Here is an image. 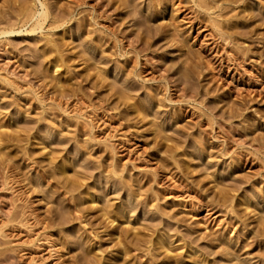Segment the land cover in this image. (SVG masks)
Segmentation results:
<instances>
[{"label":"rangeland","instance_id":"1","mask_svg":"<svg viewBox=\"0 0 264 264\" xmlns=\"http://www.w3.org/2000/svg\"><path fill=\"white\" fill-rule=\"evenodd\" d=\"M102 1L42 0L69 22L0 36V264H264V0H198L207 11L189 0ZM30 2L39 8L0 0V24H16ZM144 34L152 46L140 51ZM49 42L64 56L56 73L40 57ZM136 86L137 117L117 94Z\"/></svg>","mask_w":264,"mask_h":264},{"label":"bare ground","instance_id":"2","mask_svg":"<svg viewBox=\"0 0 264 264\" xmlns=\"http://www.w3.org/2000/svg\"><path fill=\"white\" fill-rule=\"evenodd\" d=\"M11 1V0H10ZM37 1V4H39V8L38 9H36L35 7H34V3H32L31 4V2H30V5H28V6H19V7H17L18 9L16 10V14L18 15V19H17V23L16 24H13V25H1L0 26V36H2V35H7V34H13V33H18V32H20L19 30L17 31V27L19 26V27H23V26H25L26 24H28L29 23V29H28V31H26V32H28V33H32V32H35L36 30H40V29H42V28H47L48 30H53V29H57V28H59V27H62L65 23H66V21L68 20H66V19H64L65 17V15H63L64 13H62L61 15L63 16H61V15H51V14H53V13H49V10H48V5L46 4V2H42V0H36ZM85 1V0H84ZM104 1V0H103ZM103 1H102V3H103ZM118 0H111V1H109L110 2V4L112 3V5L113 4H115L116 2H117ZM135 1V0H134ZM133 1V2H134ZM149 1V3H151V5L152 6H154V7H157L158 5H162V3H164L166 0H148ZM189 1H191L193 4H195L197 7H199L200 9H203L204 11H207V7H205V4H203V2H202V4L201 3H199V1L198 0H196V1H194V0H189ZM74 2V1H73ZM108 2V1H107ZM142 2V1H141ZM140 2V3H141ZM27 3V2H26ZM120 6H123L124 8H126V6H127V0H121V2L119 1V2H117ZM129 3H130V1H129ZM75 4H76V2H75ZM80 4V3H79ZM82 4H83V2H82ZM101 4V3H100ZM107 4H109V3H107ZM106 4V5H107ZM118 4H116V5H118ZM105 5V6H106ZM130 5V4H129ZM148 5V4H147ZM146 5V6H147ZM150 5V4H149ZM207 5V4H206ZM104 6V7H105ZM176 6H177V4H176ZM175 6V7H176ZM208 6V5H207ZM70 7V6H69ZM68 7V8H69ZM107 7V6H106ZM118 7V8H117ZM116 8L117 9H119V6H117ZM135 7V6H134ZM103 8V7H102ZM63 9V8H62ZM66 9V8H65ZM65 9H63V10H65ZM96 9H97V7H96ZM100 9V8H99ZM127 9V8H126ZM129 9H132V8H130L129 7ZM139 9V8H138ZM156 9V8H155ZM15 10V9H14ZM93 10V8L91 9V11ZM113 10V9H112ZM174 10H176V8L174 9ZM209 10V9H208ZM74 11V10H73ZM90 11V10H89ZM88 11V12H89ZM100 11H102L101 9H100ZM132 11V10H131ZM130 11V12H131ZM133 11H134V9H133ZM177 11V10H176ZM68 12V11H67ZM67 12H66V14H67ZM139 12V11H138ZM137 12V13H138ZM156 12V11H155ZM182 12V11H181ZM196 12V11H195ZM103 13V12H102ZM120 13V12H119ZM118 13V14H119ZM139 13H141V11L139 12ZM157 13V12H156ZM156 13H153L150 17H151V19H153V15L154 16H156L157 14ZM89 14V13H88ZM103 14H105V13H103ZM117 14V15H118ZM145 14V13H144ZM151 14V13H150ZM182 14V13H181ZM16 15V16H17ZM86 15V14H85ZM84 15V16H85ZM96 15V14H95ZM99 15V14H98ZM135 15V14H134ZM15 16V17H16ZM81 16H83V15H81ZM93 16V15H92ZM137 16V15H136ZM140 16H142L143 17V19L142 20H144L143 22H145V23H148L151 19H150V17L148 18V15H140ZM104 17V16H103ZM105 17H106V15H105ZM184 16H182V18H183ZM189 17V16H188ZM1 18V17H0ZM17 18V17H16ZM71 18V17H70ZM193 18V17H192ZM82 19H83V17H82ZM92 19H94V18H92ZM103 19V18H102ZM133 19H134V17H133ZM132 19V20H133ZM137 19H138V17H137ZM186 19V23H189V25L190 26H188L189 28H191V26L193 25V23H192V21L189 19V18H187L186 16L183 18V21ZM81 20V19H80ZM84 20V19H83ZM87 20V19H86ZM131 20V19H130ZM134 21H135V19H134ZM6 22V21H5ZM68 22H69V20H68ZM81 22H82V20H81ZM85 22V21H84ZM141 22V21H140ZM196 22V21H195ZM132 24H134V26L136 27L137 25L139 26V24L140 25H142V26H144V29L145 30H147V28L149 29V31L148 32H151L150 31V28H149V26L146 24L145 25V23H143V24H141V23H136V22H131ZM170 23V22H169ZM168 23V24H169ZM174 23V22H173ZM200 23V22H199ZM151 24V23H150ZM114 25V24H113ZM112 25V26H113ZM172 25H174V24H172ZM171 25V26H172ZM81 27H82V24L80 25ZM137 26V27H138ZM151 26V25H150ZM160 26V25H159ZM158 26V27H159ZM162 26V25H161ZM163 26H165V25H163ZM171 26H169L170 28H171ZM18 27V28H19ZM83 27H84V25H83ZM151 27H153V26H151ZM155 28V30H156V32L159 30L160 31V29H161V27H160V29L159 28ZM169 27H167V28H169ZM173 27V26H172ZM175 27V26H174ZM78 28V27H77ZM108 28V27H107ZM140 28V27H139ZM178 28V27H177ZM188 28V29H189ZM117 29V28H116ZM137 29V28H136ZM142 29V28H141ZM154 29V28H153ZM165 29V28H164ZM217 29V28H216ZM219 29V28H218ZM170 30V29H169ZM177 30V29H176ZM221 30V29H220ZM64 32L66 31V29L65 30H63ZM167 31V30H166ZM171 31H173V30H171ZM145 32V31H144ZM174 32V31H173ZM172 32V33H173ZM89 33V32H88ZM111 33V32H110ZM113 33V32H112ZM141 33V32H140ZM154 33H155V31H154ZM158 33V32H157ZM157 33H155V34H157ZM168 33V32H167ZM178 33V32H177ZM148 34V33H147ZM154 34V35H155ZM169 34L171 35V32H169ZM153 35V34H152ZM169 35V36H170ZM176 35V34H175ZM224 34L223 33H219V37H221V38H223L224 36H223ZM88 36V35H87ZM144 36L146 37V36H148V35H145L144 34ZM165 36V35H164ZM169 36H168V38H169ZM172 36V35H171ZM177 36V35H176ZM89 37H90V35H89ZM145 37H142V38H144V39H142L141 37V39L139 40L141 43H139V44H137L138 45V49L140 50V51H146L148 48H150V46H152V45H150L149 44V47L148 46H145L146 44H147V42L149 41V39L150 38H148V37H146L147 39H145ZM159 37V36H158ZM167 37V36H166ZM178 37V36H177ZM180 37V36H179ZM178 37V38H179ZM91 38V37H90ZM152 38V37H151ZM161 38V37H160ZM174 38V37H173ZM185 38V37H184ZM62 39V38H61ZM153 39V38H152ZM159 39V38H158ZM164 39V38H163ZM170 39V38H169ZM172 39V38H171ZM181 39V38H180ZM183 39V38H182ZM226 39V38H225ZM51 40V39H50ZM65 40V39H64ZM92 40V39H91ZM101 40V39H100ZM148 40V41H147ZM162 40V39H161ZM223 40H224V38H223ZM222 40V41H223ZM83 41H84V39H83ZM147 41V42H146ZM183 41V40H182ZM225 41V40H224ZM54 42V41H53ZM61 42H62V40H61ZM131 42H133V41H131ZM46 44H47V41L45 42ZM50 43V42H49ZM65 43V42H64ZM83 43H85V42H83ZM88 43V42H87ZM118 43H119V41H118ZM135 43V42H134ZM133 43V44H134ZM149 43V42H148ZM174 43V42H173ZM51 44V43H50ZM55 45V43L52 45H49V47L48 46H46L47 48H46V50L45 51H41V53L43 52V54L42 55H44L45 57H46V55H47V57L45 58L44 56H42L41 54H40V57H43L44 59H46L45 60V63H46V65H49V67H50V69L52 70V72L53 73H56L57 72V69H59V66H60V61L62 62V64H63V60H64V56L62 57V58H60L58 55H59V53L57 54V52H60L61 51V49H59L58 50V48H59V46H58V48H56L57 47V45H56V47L54 46ZM65 45V44H64ZM84 45V44H83ZM139 45H140V48H139ZM66 46V45H65ZM162 46V45H161ZM63 47V46H62ZM137 47V46H136ZM43 48H45V47H43ZM114 48V47H113ZM135 49V48H134ZM137 48H136V50L138 51V52H140L139 50H138ZM43 50V49H42ZM95 50V49H94ZM121 50H123V49H121ZM154 50V49H153ZM115 51V50H114ZM152 51V50H151ZM40 52V51H39ZM125 52V51H124ZM54 53H56V55L58 56H56ZM85 53V52H84ZM114 53V52H113ZM120 53V52H119ZM143 53V52H142ZM151 53V52H150ZM39 54V53H38ZM57 57H55L54 55ZM123 54H125V53H123ZM182 54V53H181ZM76 55V54H75ZM188 55V54H187ZM195 55V54H194ZM52 56H54V57H52ZM74 56V55H73ZM186 56V55H185ZM184 56V57H185ZM190 56V55H189ZM188 56V57H189ZM196 56V55H195ZM194 56V57H195ZM38 57V56H37ZM76 57V56H75ZM240 57V56H239ZM39 58V57H38ZM86 58V57H85ZM190 58H192V57H190ZM196 58V57H195ZM241 58V57H240ZM184 59V58H183ZM187 59V58H186ZM186 59H184V60H186ZM189 59V58H188ZM187 59V60H188ZM193 59V58H192ZM245 59V58H244ZM85 60V59H84ZM96 60V59H95ZM135 60V59H134ZM133 60V61H134ZM191 60V59H190ZM240 60V59H239ZM242 60V59H241ZM42 61V60H41ZM40 61V62H41ZM94 61V60H93ZM193 61H195V60H192V64L194 63ZM65 62V61H64ZM186 62V61H185ZM185 62H183L182 61V65H183V63L185 64ZM209 62V61H208ZM43 63V62H42ZM132 63H134V62H132ZM131 63V64H132ZM195 63H196V61H195ZM198 63H199V61H198ZM41 64V63H40ZM61 64V66H63ZM135 65H136V63H134ZM138 64V63H137ZM190 64H191V62H190ZM208 64V63H207ZM185 65H186V67H185ZM184 65V67L187 69L188 67H189V65H187V64H185ZM196 65V64H195ZM203 65H204V63H203ZM60 66V67H61ZM188 66V67H187ZM211 66V65H210ZM48 67V68H49ZM131 68H129L130 70L128 71V69H127V71L129 72V73H133L134 75H136L137 77H139V76H141V73H143V71L141 70V69H136V67H134V66H130ZM169 67V66H168ZM181 67V66H180ZM196 67V66H195ZM208 67V66H207ZM212 67V66H211ZM260 68V67H259ZM170 69V68H169ZM185 69V70H186ZM189 69H190V72H191V70H192V66L191 67H189ZM197 69V68H196ZM209 69H211L210 67H209ZM41 70V69H40ZM47 70V69H46ZM121 71H122V68H121ZM120 71V72H121ZM166 71V70H165ZM167 71H168V69H167ZM186 71H188V70H186ZM46 72V71H45ZM125 72V71H124ZM183 72V71H182ZM52 73V74H53ZM106 73V72H105ZM181 73V72H180ZM186 73V72H185ZM193 73H194V71H193ZM196 73V72H195ZM194 73V74H195ZM104 74V73H103ZM103 74L101 73V75H102V77H103ZM124 74V73H123ZM128 74V73H127ZM126 74V75H127ZM188 74H190V73H186V75H188ZM198 74V73H197ZM107 75V74H106ZM185 75V74H184ZM185 75V76H186ZM191 75H192V73H191ZM191 75H189V76H191ZM214 75V74H213ZM53 76V75H52ZM187 77V78H190V77ZM125 77V76H124ZM250 77V76H249ZM104 78H105V76H104ZM133 78V77H132ZM144 78V77H143ZM142 78V79H143ZM166 79H167V77H165ZM191 78H193V76L191 77ZM56 79H57V77H56ZM186 79V78H185ZM195 79V78H194ZM123 80H125V79H123ZM143 80H145V81H149V79H143ZM152 80V79H151ZM154 80V79H153ZM189 80V79H188ZM191 80V79H190ZM127 81V80H126ZM166 81V80H165ZM192 81H194L193 79H192ZM60 81H58V84H59V88L58 87H56L57 86V84H55L54 85V89H56V88H58V89H60L58 92H57V94L58 93H62V89H64V88H62L61 89V87H60V83H59ZM115 82V81H114ZM121 82H122V80H121ZM124 82V81H123ZM167 82V81H166ZM57 83V82H56ZM169 83V82H168ZM173 83H174V81H173ZM173 83H171V84H173ZM112 84H114V83H112ZM111 84V85H112ZM123 84V83H122ZM126 84V83H125ZM115 85V84H114ZM128 85V84H127ZM137 85V84H136ZM123 86H126V85H124L123 84ZM123 86H120L119 88H121V87H123ZM140 86H141V88H142V85L140 84ZM139 86V87H140ZM144 86V85H143ZM147 86V85H146ZM177 86V85H176ZM185 86V85H184ZM186 86H188V85H186ZM186 86L185 87H181L179 90H180V92L182 93V96L183 97H185V98H188L189 99V102L190 101H194V99H193V97H195L194 96V92H193V90L191 91L190 90V88H186ZM56 87V88H55ZM63 87V86H62ZM112 87V86H111ZM114 87V86H113ZM127 87V86H126ZM138 86H136V88H131V89H127V88H129V87H127V88H125V91H123V93L121 92V93H119L120 92V90H123L124 88H122V89H118V88H116V89H118V93H117V91H114L115 92V94L117 93L119 96H120V100H122V102H126L125 104H124V106L126 105V107L127 108H129V109H131V110H133V112H134V114H132V111H131V115H135L136 117L137 116H141V113H142V110L145 108L143 105H141V106H143V107H140L139 106V104L137 103L138 102V99H137V97H136V93H137V91H138V88H137ZM150 87V86H149ZM179 87V86H178ZM115 88V87H114ZM112 89V90H115V89ZM141 88H139V89H141ZM146 88V87H145ZM55 90V91H56ZM62 90V91H61ZM65 90V89H64ZM109 90H111V89H109ZM178 90V89H177ZM247 91V90H246ZM249 91V90H248ZM256 91V90H255ZM179 92V93H180ZM252 92H253V90H252ZM64 93V92H63ZM194 93V94H193ZM253 93H255V92H253ZM65 94V93H64ZM63 94V95H64ZM67 94V93H66ZM62 96L61 94H58L57 96L58 97H60V96ZM111 95V94H110ZM118 95H116V96H118ZM203 95V94H202ZM207 95H208V93H207ZM247 95V94H246ZM65 96V95H64ZM118 96V97H119ZM205 97H206V93H205V95H204ZM250 96V95H249ZM112 97H115V96H112ZM118 97H115V98H118ZM254 97V96H253ZM122 98H124L125 100H123ZM245 98H247V96L245 97ZM114 99V98H113ZM251 99V98H250ZM253 99V98H252ZM40 103H41V99L40 98H38L37 99ZM153 100H154V98H153ZM249 100V99H248ZM113 101V100H112ZM114 101H116V103H117V101L120 103V101H119V99L117 100H114ZM197 101V100H196ZM243 101H245V100H243ZM243 101H241V102H243ZM247 101V100H246ZM50 102H51V104L54 106V108H56V109H60V110H63V111H65L66 109L63 107V104L55 97L54 99H52V100H50ZM121 102V103H122ZM150 102V101H149ZM245 103V102H244ZM234 105H236L235 103H233ZM232 104V105H233ZM241 104V103H240ZM243 104V103H242ZM242 104H241V106H242ZM116 105V104H115ZM118 105V104H117ZM244 106V105H243ZM148 107V106H147ZM204 107L206 108V106L204 105ZM237 107H238V105H237ZM232 108V107H231ZM230 108V109H231ZM235 108V107H234ZM124 109H126V108H124ZM208 109H209V107L207 108V111H208ZM237 109V108H236ZM126 110H128V109H126ZM209 110H212V108L211 109H209ZM232 110V109H231ZM238 110V109H237ZM236 110V112H238ZM242 110V109H241ZM129 111V110H128ZM145 111V110H144ZM200 111V110H199ZM127 112V111H126ZM125 112V113H126ZM202 112V111H201ZM210 112V111H209ZM212 112V111H211ZM235 112V113H236ZM200 113V112H199ZM234 113V114H235ZM200 114H204L205 115V113H200ZM239 114V113H238ZM208 115V114H207ZM206 115V116H207ZM240 115V114H239ZM231 116V115H230ZM234 117H237V114H236V116H234ZM241 117V116H240ZM135 118V117H134ZM138 118H140V117H138ZM137 118V119H138ZM136 119V120H137ZM1 120V119H0ZM139 121V120H138ZM2 122V121H1ZM217 122L218 121H216V125H217ZM219 123V122H218ZM152 124V127H155V126H159V125H161L160 124V122H155V123H151ZM215 124V123H214ZM6 126V125H5ZM217 126H219V125H217ZM222 126V125H221ZM221 126H219V127H221ZM1 128V127H0ZM4 129H5V127H4ZM221 129V128H220ZM6 130V129H5ZM8 130V129H7ZM11 131V130H10ZM4 132L5 131H3V134H4ZM27 132V131H26ZM2 133V132H1ZM8 133H9V131H8ZM7 133V134H8ZM11 133H13V132H11ZM6 134V135H7ZM30 134V133H29ZM8 135H10V134H8ZM14 136V135H13ZM16 137V136H15ZM18 137V136H17ZM16 137V138H17ZM166 137L167 136H163V135H160V138L165 142V140H166ZM169 137V136H168ZM3 138V137H2ZM5 138V137H4ZM9 138V137H8ZM11 139V138H10ZM15 139V138H14ZM14 139H12V140H14ZM0 140H1V138H0ZM6 140V139H5ZM8 140V139H7ZM2 141V140H1ZM11 141V140H10ZM167 141V140H166ZM7 143H9V141L8 142H6L5 144H7ZM2 147H0V149H1ZM169 148V147H168ZM171 148V147H170ZM173 148V147H172ZM42 149H44V146H42ZM4 150V149H3ZM0 152H1V150H0ZM4 152V151H3ZM6 152V154H7V151H5ZM3 155H5V154H2V156ZM47 155H49V154H47ZM59 156H60V154H58ZM58 155H56V156H58ZM1 156V155H0ZM8 156H9V153H8ZM7 156V157H8ZM58 156V157H59ZM63 156V155H62ZM57 157V158H58ZM2 159H4L5 157H1ZM56 158V157H55ZM54 157L52 158V160L53 159H55ZM64 158V157H63ZM8 159V158H7ZM10 159V158H9ZM51 159V158H50ZM62 157L60 156L59 157V159H57V160H59L60 162L62 161H66V160H64V159H62ZM56 160V159H55ZM55 160H53V161H55ZM4 161V160H3ZM6 161V160H5ZM10 161V160H9ZM51 161V160H50ZM8 162V161H7ZM61 164V163H60ZM55 165V164H54ZM57 165V164H56ZM64 166H65V164H63ZM62 165V166H63ZM65 167H67V165L65 166ZM60 168V167H59ZM69 168V167H68ZM67 168V169H68ZM62 169H64L63 167L61 168V170L60 171H62V172H64L65 171V169L64 170H62ZM57 170H58V168H57ZM60 171H58V172H60ZM57 172V171H56ZM113 172H115V170H113ZM61 173V172H60ZM68 173V172H67ZM54 174V173H53ZM55 175V174H54ZM57 175V174H56ZM65 175H66V172H65ZM64 175V176H65ZM70 176V175H69ZM109 176V175H108ZM63 177V176H62ZM66 177V176H65ZM67 177H68V175H67ZM71 177V176H70ZM73 178V177H72ZM75 179V178H74ZM74 179H72V180H74ZM79 179V178H78ZM105 179H107V178H105ZM124 180V179H123ZM127 180V179H126ZM126 180H124V182H126ZM68 181H69V179H68ZM75 182H77L76 180H74ZM107 181V180H106ZM129 181V180H128ZM127 181V182H128ZM67 182V181H66ZM70 182H71V179H70ZM63 183V182H62ZM65 183V182H64ZM80 183V182H79ZM70 184V183H69ZM77 184V183H76ZM82 184V183H81ZM68 185V184H67ZM126 185V184H125ZM127 185H128V183H127ZM65 186V185H64ZM69 186V185H68ZM75 186V185H74ZM124 186V185H123ZM129 186V185H128ZM88 187V186H87ZM65 188V187H64ZM68 188V187H67ZM75 188V187H74ZM122 188H124V187H122ZM69 189L71 190V188L69 187ZM68 189V190H69ZM88 189H91V188H88ZM72 190H73V188H72ZM125 190V189H124ZM92 191V190H91ZM88 192V191H87ZM94 191H92V192H90V193H93ZM120 192V191H119ZM96 193V192H95ZM117 193H118V191H117ZM220 193V192H219ZM222 193H224V192H222ZM89 193H87V195H88ZM94 194V193H93ZM93 194H89L88 195V202L92 205V203L94 202V199H93V196H95V194L93 195ZM97 195V194H96ZM223 195V194H222ZM221 195V196H222ZM98 196V195H97ZM225 196H227V195H225ZM224 197V196H223ZM76 199V198H75ZM71 200V199H70ZM73 201V200H72ZM112 201V200H111ZM74 203L76 202L75 200L73 201ZM107 202V201H106ZM110 202V201H109ZM109 202H108V204H109ZM244 202V201H243ZM242 203V202H241ZM240 203V204H241ZM247 203H248V201H247ZM79 204V203H78ZM111 204V203H110ZM109 204V205H110ZM244 204V205H243ZM73 205V204H72ZM94 205V204H93ZM244 206L245 208L247 207V205H245V203H242L241 204V206ZM78 206V205H77ZM100 206H101V204H100ZM107 206V205H106ZM250 206V205H249ZM114 207H115V205H114ZM120 207V206H119ZM123 207V206H122ZM76 208V207H75ZM75 208H74V210H75ZM116 208V207H115ZM126 208V207H125ZM99 209H101L102 211L104 210V212H102V211H100V212H102L101 213V215H104V214H106L107 216H109L110 214V212H109V210L107 209V208H99ZM116 209H118V210H112L114 213H111V215H118L119 216V214L120 213H123V210L124 209H120L119 210V208H116ZM198 209V208H197ZM211 209V208H210ZM108 210V211H107ZM128 210V209H127ZM245 210H247V208L245 209ZM77 211V210H76ZM111 211V212H112ZM132 211V210H131ZM210 212V211H209ZM126 213H127V211H126ZM100 214V213H99ZM109 214V215H108ZM129 214V213H128ZM100 215V216H101ZM113 215V216H114ZM214 215V214H213ZM107 216H106V218H107ZM115 216V219H117L118 217H116ZM211 216V215H210ZM112 217V216H111ZM120 217V216H119ZM103 218V217H102ZM209 218V217H208ZM7 219V218H6ZM104 219H105V217H104ZM8 220V219H7ZM106 220H110V219H106ZM113 220H114V217H113ZM124 220V219H123ZM122 220V221H123ZM129 220V219H128ZM239 220V219H238ZM264 220V219H263ZM263 220H261V222H260V226H262V227H264V221ZM105 221V220H104ZM125 221V220H124ZM108 222V221H107ZM110 222H112V220L110 221ZM121 222V221H120ZM116 223H117V221H116ZM124 223V222H123ZM122 223V224H123ZM129 223V222H128ZM113 225L115 224V221H114V223H112ZM241 224V223H240ZM106 225H108V224H106ZM116 225V224H115ZM127 226V225H126ZM258 226H259V224H258ZM91 227V226H90ZM112 227V226H111ZM116 228V227H115ZM108 229H109V227H108ZM107 229V230H108ZM113 229V228H112ZM262 229H264V228H262ZM104 230H105V228H104ZM111 230V229H110ZM114 230V229H113ZM231 230V229H230ZM115 231V230H114ZM154 231V230H153ZM227 231H228V229H227ZM260 231L262 232V230L260 229ZM108 232H110V231H108ZM113 233V232H112ZM111 233V235H113ZM117 233H118V228H117ZM156 233H157V231H156ZM230 233V232H229ZM264 233V232H263ZM159 234V233H158ZM163 234V233H162ZM161 234V235H162ZM120 235V234H119ZM156 235V234H155ZM161 235L160 236H158V237H156V241H155V245L156 244H163L162 243V241L164 240L163 238H161ZM109 236V235H108ZM116 236V235H115ZM164 236V235H163ZM112 237V236H111ZM119 237H121V236H119ZM215 237H218V236H216L215 235ZM118 238V237H117ZM123 238H125L124 236H123ZM123 238H121V239H123ZM165 238V237H164ZM214 238V237H213ZM216 241L218 240L219 241V239H216V238H214ZM113 240H116V239H113ZM118 240V239H117ZM155 240V239H154ZM119 241V240H118ZM117 241V243H119ZM125 241V240H124ZM124 241H122V242H124ZM164 242V241H163ZM219 242H221V241H219ZM116 244V243H115ZM226 244H227V242H226ZM119 245V244H118ZM132 245H134V244H132ZM183 245V244H182ZM221 245V244H220ZM157 246V245H156ZM181 246V245H180ZM159 247H160V245H159ZM164 247V246H163ZM162 246H161V248H163ZM183 247V246H182ZM225 247V246H224ZM121 248H122V246H121ZM120 248V249H121ZM176 248H178V246L176 247ZM180 248V247H179ZM184 248V247H183ZM192 248V247H191ZM226 248H228V247H226ZM225 248V249H226ZM233 248V247H232ZM123 249V248H122ZM167 249V248H166ZM182 249V248H181ZM185 249V248H184ZM229 249H231V248H229ZM125 250V249H124ZM165 250V249H164ZM171 250V249H170ZM189 250V249H188ZM222 250H224V249H222ZM233 250V249H232ZM121 250H119V252H120ZM238 251V250H237ZM126 252V251H125ZM166 252H167V250H166ZM191 252V251H190ZM228 252H229V250H228ZM227 252V253H228ZM86 253V252H85ZM122 253V252H121ZM124 253V252H123ZM122 253V254H123ZM169 253V252H168ZM170 253H172L171 251H170ZM233 254L235 253V251L234 252H232ZM231 252H230V254H232ZM187 253H185V255H186ZM232 254V255H233ZM88 255V254H87ZM224 255H225V252H224ZM228 255V254H227ZM230 256L231 258L233 257V256ZM116 256H119L118 254L116 255ZM166 256V255H165ZM191 256V253H189L188 254V257H190ZM199 256V255H198ZM194 257V256H193ZM196 257V256H195ZM194 257V258H195ZM203 257V256H202ZM202 257H200V258H196L195 259V261L196 262H198V263H200V261H202V260H204ZM231 258H229V259H231ZM189 259V258H188ZM190 260H192V259H190ZM194 261V262H195ZM236 261H237V258L236 257H234V260H233V264H235L236 263ZM124 262H125V260H124ZM193 262V261H192ZM193 262V263H194ZM195 262V263H196ZM123 263V262H122ZM121 263V264H122ZM204 263H206V262H204ZM156 264V263H155ZM203 264V263H202Z\"/></svg>","mask_w":264,"mask_h":264}]
</instances>
